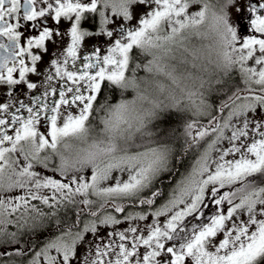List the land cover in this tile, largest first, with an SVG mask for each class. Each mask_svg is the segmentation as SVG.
<instances>
[{
	"label": "snow or ice",
	"instance_id": "1",
	"mask_svg": "<svg viewBox=\"0 0 264 264\" xmlns=\"http://www.w3.org/2000/svg\"><path fill=\"white\" fill-rule=\"evenodd\" d=\"M17 258L264 264V0H0V264Z\"/></svg>",
	"mask_w": 264,
	"mask_h": 264
},
{
	"label": "flooded vegetation",
	"instance_id": "2",
	"mask_svg": "<svg viewBox=\"0 0 264 264\" xmlns=\"http://www.w3.org/2000/svg\"><path fill=\"white\" fill-rule=\"evenodd\" d=\"M233 19H234V20L236 19V16H235V13H234V12H233ZM90 23H91V22H86L83 26L86 27V28H89V30H93V29L90 27ZM241 23H242L241 32H242V33H243V32H246V31H247V26H246V24H245L243 21H242ZM193 42H194V43H198V44L201 43V41H199V40H194ZM100 43H101V45H102L103 47H105V48L107 47V45H103L102 42H100ZM203 43H208V41H203ZM64 46L66 47L67 44L65 43ZM96 46H98V44H97V40H95V39H93V40H88V41L85 42V45H84V47L82 48V51L84 50V48H91V47H96ZM26 62H28V63L30 64V61H26ZM77 64L79 65V61H77ZM70 70H71V68H70ZM142 74H144V73H142ZM236 74H237V72H234V73H233V76H235ZM14 75H16L17 78H18V73L14 74ZM29 77H30V79H31L33 82H36V83L38 84V86L41 84L40 79H37V77L35 76V74H29ZM52 83H53V84H58V83H60V82L54 80ZM43 90H44V88L41 86V87L38 88V90H31V91H29V90L26 89V86H25V87H23L20 91H23V92L27 93V96H21L20 98H21V99H27L28 96L32 95L33 93L36 94V95H39V94H41V93L43 92ZM128 98H131V93H129ZM209 102L212 103L210 100H209ZM46 127H47V124H44V125H43V128H46ZM9 132L11 133V129L9 130ZM36 243H41V241H36ZM17 264H22V258H17Z\"/></svg>",
	"mask_w": 264,
	"mask_h": 264
},
{
	"label": "rangeland",
	"instance_id": "3",
	"mask_svg": "<svg viewBox=\"0 0 264 264\" xmlns=\"http://www.w3.org/2000/svg\"><path fill=\"white\" fill-rule=\"evenodd\" d=\"M198 44V43H197ZM138 54V53H137ZM149 59H150V57H148ZM143 72H141V73H139L140 75H143L142 74ZM235 77L238 79V77H239V74H238V72H237V74L235 75ZM127 96H129V93L128 94H126ZM202 122H205L206 123V118H203L202 119ZM178 143H180V144H183V142H180V141H178ZM193 157H194V153H192V154H190L189 156H187L186 157V160L190 163V162H192V160H193ZM181 171H183V169H181ZM163 201H161V203H162ZM215 211V205H210V207H208V208H205L204 209V212H205V217H204V219H206L208 216H211L212 214H213V212ZM160 219V222H161V226L163 225V223L165 222V217H160L159 218ZM188 221H189V227L191 226V224H195V223H198L199 221H200V217H197V219L196 220H193L191 217H188V218H186ZM141 223V225H143V224H145V223H151V219H149L148 221H146V222H140ZM168 245H171V244H173V243H176V241H168V242H166ZM163 255V254H162ZM22 260H23V258H22Z\"/></svg>",
	"mask_w": 264,
	"mask_h": 264
},
{
	"label": "trees",
	"instance_id": "4",
	"mask_svg": "<svg viewBox=\"0 0 264 264\" xmlns=\"http://www.w3.org/2000/svg\"><path fill=\"white\" fill-rule=\"evenodd\" d=\"M232 80L236 81L238 79L235 76H232ZM222 98H223L222 93H213L211 96H209V100L211 102H213V100H215L216 104H218L220 102V99H222ZM165 126L167 127L168 125H165ZM170 126L173 128H176L177 135L180 137L179 141L183 142V136L181 135L182 131H183L182 124H180L178 121H172V122H170Z\"/></svg>",
	"mask_w": 264,
	"mask_h": 264
}]
</instances>
